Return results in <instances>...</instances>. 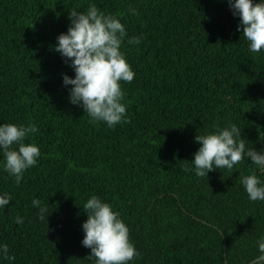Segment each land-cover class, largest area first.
<instances>
[{
	"label": "trees",
	"instance_id": "trees-1",
	"mask_svg": "<svg viewBox=\"0 0 264 264\" xmlns=\"http://www.w3.org/2000/svg\"><path fill=\"white\" fill-rule=\"evenodd\" d=\"M89 3L124 24L121 51L135 73L120 82L127 122L112 128L69 102L62 76L74 72L53 50L69 12ZM238 24L227 0H0V124L35 125L25 143L41 152L19 185L0 155V192L12 197L0 209L10 257L0 264H95L81 245L93 195L129 228L138 252L129 264L250 263L264 201H250L239 177L264 180V168L184 171L194 137L230 124L246 147L264 149V50L249 51Z\"/></svg>",
	"mask_w": 264,
	"mask_h": 264
},
{
	"label": "clouds",
	"instance_id": "clouds-1",
	"mask_svg": "<svg viewBox=\"0 0 264 264\" xmlns=\"http://www.w3.org/2000/svg\"><path fill=\"white\" fill-rule=\"evenodd\" d=\"M234 17H239L237 31L242 29L249 51L264 50V0H227ZM135 15V9L129 8ZM67 31L56 37L53 50L60 54L72 68L74 77L62 76V85L68 91L72 105L81 107L94 121L104 122L109 128L127 122L126 105L122 103L125 93L120 82H132L135 73L121 51L127 35L121 21L112 14L101 11L96 4L89 3L86 11H70ZM142 37H130L129 45H138ZM71 86V87H68ZM37 128L33 124H0V155L3 170L20 184L24 172L36 165L41 155L39 146L25 143ZM199 144L191 165L185 172L197 177H207L217 169L231 170L238 163L248 160L257 168H264V149L256 151L246 147L241 129L236 124L214 132L196 135ZM264 140V139H262ZM250 201H264V180L256 174L239 177ZM12 197L0 192V209L9 205ZM34 207L44 219L47 209L33 199ZM87 219L82 224L84 233L81 245L90 249L89 257L95 264H129L137 255V249L129 237V228L112 206L93 195L83 204ZM22 224L23 218H15ZM0 255L8 256V246L0 244ZM250 264H264V237L257 241V252Z\"/></svg>",
	"mask_w": 264,
	"mask_h": 264
},
{
	"label": "water",
	"instance_id": "water-1",
	"mask_svg": "<svg viewBox=\"0 0 264 264\" xmlns=\"http://www.w3.org/2000/svg\"><path fill=\"white\" fill-rule=\"evenodd\" d=\"M250 264V263H249Z\"/></svg>",
	"mask_w": 264,
	"mask_h": 264
}]
</instances>
